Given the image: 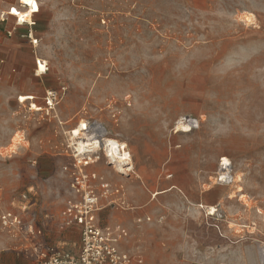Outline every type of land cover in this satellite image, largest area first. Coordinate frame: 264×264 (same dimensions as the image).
<instances>
[{
    "label": "rangeland",
    "instance_id": "1",
    "mask_svg": "<svg viewBox=\"0 0 264 264\" xmlns=\"http://www.w3.org/2000/svg\"><path fill=\"white\" fill-rule=\"evenodd\" d=\"M39 9L36 44L0 20V213L23 222L0 226V264H34L38 244H78L59 225L81 121L91 140L130 153L119 165L101 145L84 167L102 194L98 224L126 233L121 249L141 264H264V0H39ZM187 115L199 127L181 132ZM220 158L229 183L215 179Z\"/></svg>",
    "mask_w": 264,
    "mask_h": 264
},
{
    "label": "built area",
    "instance_id": "2",
    "mask_svg": "<svg viewBox=\"0 0 264 264\" xmlns=\"http://www.w3.org/2000/svg\"><path fill=\"white\" fill-rule=\"evenodd\" d=\"M7 9L0 13V20L4 21L6 17L14 19V27H24L29 29L27 37L32 44H36L33 39L31 29L33 17L28 13L35 15L33 11L26 6L22 0H5ZM39 8V0H36ZM16 8L22 17L14 15L12 9ZM41 61L37 60V74L45 71V65L42 62L43 69L39 70ZM39 70V71H38ZM48 105L52 106L56 99V93L49 91ZM178 123L184 125L189 130L199 127V120L190 115L179 118ZM91 156H79L74 159V170L69 182V197L65 201V206L61 212V221L59 228L62 230L72 229L78 232V244L73 249L61 247L60 245L38 244L34 248V264H141L142 259L138 255H132L119 246V240L126 233L123 229H117L116 232L101 227L97 222V212L100 210V198L102 194L98 192L95 185L96 174L87 172L84 167L92 160ZM220 158L218 163V172L215 179L218 183H229L231 177V164L225 158ZM108 185L100 183V189L103 195H106ZM118 191V190H115ZM0 226L9 231H19L23 227L21 217L11 211L0 213ZM37 233L40 230L37 229ZM63 244H66L65 242Z\"/></svg>",
    "mask_w": 264,
    "mask_h": 264
},
{
    "label": "bare ground",
    "instance_id": "3",
    "mask_svg": "<svg viewBox=\"0 0 264 264\" xmlns=\"http://www.w3.org/2000/svg\"><path fill=\"white\" fill-rule=\"evenodd\" d=\"M38 7V6H37ZM31 9V8H30ZM40 9L38 8L37 13H39ZM32 12V11H31ZM31 12H29L28 14L30 16H34L33 14H31ZM36 15V14H35ZM246 20H249V17L246 16L245 17ZM13 19V18H12ZM43 66L40 63L39 65V70H42ZM38 70V71H39ZM25 99H30L28 96L25 97H19L20 101H23ZM32 107L36 108V106L34 104H32ZM179 125V124H178ZM97 129V133L99 131H101V127H99L98 125L94 126ZM179 126H176V128H178ZM84 123L81 121L79 122V124L73 129L71 130L70 134H71V139H75V149L77 152V155H87L90 156L94 153H98L99 150H101V145L104 146L102 149L105 150V152H107L106 157L108 156L109 158L111 157L112 162L117 163L119 165H127L129 164L130 161V153L125 149V144L124 143H120L115 139L112 138H107L104 137L102 139V144H101V140H91V138H88L87 134L83 133L82 130H84ZM181 128V127H180ZM94 130V128H93ZM180 130V129H179ZM181 132H187L189 131L188 128L182 126V130H180ZM96 132V131H95ZM96 138V137H95ZM98 138V137H97ZM95 154V155H96ZM98 154L96 155V157L94 158H99ZM93 158V159H94ZM90 159V158H89ZM91 160V159H90ZM98 160V159H97ZM99 161V160H98ZM96 160H93L92 163H96L98 162ZM224 161H226V159L224 158ZM132 166V165H131ZM130 166V167H131ZM119 167V166H118ZM123 167V166H122ZM125 167V166H124ZM130 167H126L124 169H129ZM123 169V170H124ZM120 170L122 171V168H120ZM169 190V189H168ZM158 194V192H157ZM210 210H212V208H210Z\"/></svg>",
    "mask_w": 264,
    "mask_h": 264
},
{
    "label": "snow or ice",
    "instance_id": "4",
    "mask_svg": "<svg viewBox=\"0 0 264 264\" xmlns=\"http://www.w3.org/2000/svg\"><path fill=\"white\" fill-rule=\"evenodd\" d=\"M22 2L30 7L34 12L35 11H38V7H37V4H36V0H22ZM12 13L18 17L21 18V20L23 21L24 17L21 16V14L19 13V11L16 9V8H13L12 9ZM225 163H227V161H225Z\"/></svg>",
    "mask_w": 264,
    "mask_h": 264
}]
</instances>
